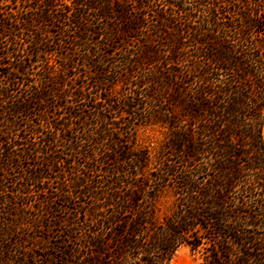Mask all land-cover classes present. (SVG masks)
<instances>
[{
    "label": "trees",
    "instance_id": "1",
    "mask_svg": "<svg viewBox=\"0 0 264 264\" xmlns=\"http://www.w3.org/2000/svg\"><path fill=\"white\" fill-rule=\"evenodd\" d=\"M58 19L78 33L72 43L89 72L79 76L92 89L64 80L76 51L62 56L64 43L44 31ZM1 50H11L17 72L26 73L32 57L47 69L39 94L14 104L16 118L0 111L22 149L5 147L2 162L27 163L15 175L14 196L0 174V202L8 205L0 216L1 254L12 251L6 241L27 222L19 199L31 185L77 174L68 183L85 196L87 173L103 163L115 177L80 217L65 219L69 230L53 242L45 264H170L185 245L199 253L198 264H264V0H0L6 54ZM49 54L64 57L55 59L61 68L49 64ZM69 97L81 107L69 112L68 142L58 144L59 124L49 120L47 103ZM18 111L26 113L29 134L15 128L24 125ZM144 123L168 128L162 165L179 174L147 173L149 152L133 137ZM168 184L175 186L174 208L157 216L154 199ZM50 203L45 211L53 214Z\"/></svg>",
    "mask_w": 264,
    "mask_h": 264
},
{
    "label": "rangeland",
    "instance_id": "2",
    "mask_svg": "<svg viewBox=\"0 0 264 264\" xmlns=\"http://www.w3.org/2000/svg\"><path fill=\"white\" fill-rule=\"evenodd\" d=\"M55 22L56 26L47 25L44 27L47 39H52L56 42L61 41L62 43H64V47L62 48V56L67 57L70 51H76L74 55L76 62L75 67H69L66 69L67 74L64 78L65 82L67 83V85L72 84L74 87L83 84L85 87H89V89H92V87H90L91 84L88 83L90 79H86V81H83L85 79H82L79 76V74H89V72H87V67L85 66L83 61H81V58H83L80 55V53L82 52V50H80L81 48H76V45L74 46V43L76 42L73 41L74 43H72V40L77 39V36L74 39L72 34L76 35L78 33H76L75 30L70 29L69 21L67 19H58L55 20ZM64 38L65 40H67V43L64 42ZM18 47L19 46H17V48ZM54 47L56 46L48 45V48ZM24 48H26L25 43L20 46V51H23ZM1 51H5L6 54L0 55V111L5 112V109L8 108L9 111L13 114V118H16V112H12L14 104L18 102H24V100L31 98L33 95L39 94L37 89L41 88V84H43L44 82L43 76L47 72V69H44V60H39L37 62L38 57H29L30 59L26 60L25 63L28 65L27 71L26 73L22 74L20 72H17V70L15 69L16 67H18V61L13 57L11 50ZM48 56L50 57L48 59L49 64H54L58 66V68H61V66L56 63L55 59L58 58V60H62V62H64V57H57L55 54H49ZM6 62L13 63L14 67L12 66V68L7 69V67L3 65ZM70 62V64H72V61ZM6 71L12 72L9 78L3 75V72ZM72 74L78 77H73L74 75ZM73 90L74 89H72V91ZM72 102H74L73 106L71 105ZM79 102H75V99H72L71 97H69L68 103L65 102L64 99H58L56 101V99L50 98L48 100L47 106L48 108L50 106V109L52 110L50 112L51 117H49V120H51L53 124H59L58 129L55 130L57 134L58 144H64L65 142H68L66 141L67 132L63 125L68 121L67 117L69 116V112L77 110L78 107H81V105L76 104ZM18 114L21 118H24V120H22L24 121V125L20 124L19 127L16 126L15 128H17V132L21 134H24V132H26L27 134H29L28 131H24L23 129L27 127V124L25 122H28L26 119V113L18 111ZM8 116L9 115H5V113L0 114V153H2L5 147L7 148L9 145H13V148H15L16 151H22L20 145H17L14 139L11 138V136L14 137L18 135L15 134L16 131L14 130L10 134L8 133V131H10L9 128H5L7 127L6 124L11 123V121L7 120ZM36 120V122H41V120L38 118ZM3 123L5 124L4 126ZM133 137L135 146L137 148H144L149 152V163L145 168L147 173L154 171V173L152 174H179V172L182 170L175 167L177 168V173H175L176 171L168 172L166 171L167 169H165V166L162 165V162L165 160L166 156L164 153V143L168 137V128L159 124H139L134 129ZM262 137L264 140V122L262 126ZM57 150L61 152L64 150V147L62 145H58ZM2 158L3 153L0 154V167H5H3V171H0V174L6 175V185L9 186L7 188V192L10 196H14V191H16V188L18 187V184L15 183L17 180L16 177L21 174L19 172L21 169L27 168V163H22L21 168H16L14 166L3 163ZM172 160L173 161H168V163L173 164L176 159L173 157ZM96 163L98 165L100 164L99 162ZM107 167H109L107 166V164L102 163L98 166L99 169L97 171H86L88 172L87 176H89V179L87 180L88 185H86V187H80V190L86 192L87 195L85 196H78L76 192L79 191V187L75 188L74 184L72 185L71 183H68L69 177L76 176L77 174H52L53 180H50V183L43 185L45 186L44 188L41 187L42 184H36V186L31 185V192L25 194L19 199V201L23 202L22 206L24 212L26 211L25 221L27 222H23L20 225L21 229H18V231H16L14 235L10 236V241H6L5 244H11L12 251H8L3 254L0 253V264H18L21 257H26V259L30 261V264H45V262L51 258L52 254H54L53 242H55L56 239H59L60 234H64V232H67V230H69V227L66 226L67 220L65 219L68 216L71 220H74L76 216L80 217L81 211H83L85 208H88L89 206H92L96 201L95 192L108 189L107 184L109 179L111 180L115 176H112L105 171V168ZM159 168L163 169L159 170ZM16 174L18 175L15 176ZM63 181H65L68 185L64 186L61 183ZM88 188L90 189L89 191ZM174 190L175 186L168 184L157 193L153 202L155 214L157 216L165 215L174 208L176 198ZM69 193H71V200L62 202V196L68 195ZM47 200L53 202L50 204H55L57 207L56 211L53 214H48L45 211L44 204L47 203ZM61 204H64V206ZM7 208L8 205L0 202V216L6 214L5 212ZM44 214H46L47 217L42 218ZM38 218L40 219V222ZM57 222L58 224L61 223V225H55L57 224ZM50 223L53 227L50 226V228L52 229L48 231L47 226H49ZM1 225L2 220L0 219V226ZM200 260L201 259L199 257V253L194 254L190 250L189 246L185 245L179 247L173 253L170 264H198Z\"/></svg>",
    "mask_w": 264,
    "mask_h": 264
}]
</instances>
